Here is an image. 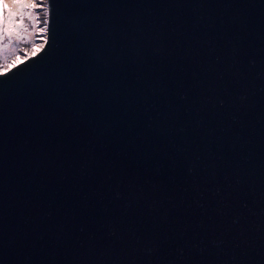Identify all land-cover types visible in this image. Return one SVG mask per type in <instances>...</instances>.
Wrapping results in <instances>:
<instances>
[{"label":"water","instance_id":"1","mask_svg":"<svg viewBox=\"0 0 264 264\" xmlns=\"http://www.w3.org/2000/svg\"><path fill=\"white\" fill-rule=\"evenodd\" d=\"M0 73V264H264V0H48Z\"/></svg>","mask_w":264,"mask_h":264},{"label":"rangeland","instance_id":"2","mask_svg":"<svg viewBox=\"0 0 264 264\" xmlns=\"http://www.w3.org/2000/svg\"><path fill=\"white\" fill-rule=\"evenodd\" d=\"M31 2L37 3L39 6L34 10L35 14L39 16L40 23L37 26V29L34 30L31 27V21L25 17V23L28 25L29 31L24 33V39H17L15 33L12 36V44L9 47L8 52L6 53L7 59L4 58L3 54H0V73L12 68V65L15 63V66L19 63L27 60L28 58L34 56L32 50L34 45L44 44V48L48 40V0H31ZM7 11L9 15L16 13L19 10L14 12L10 11V5L8 0H0V13ZM47 12V15L44 13ZM44 21H47V31L39 32L38 28L45 26ZM7 43V40H5ZM43 48V49H44ZM42 49V50H43ZM41 50H38V54ZM35 54V55H36Z\"/></svg>","mask_w":264,"mask_h":264},{"label":"snow or ice","instance_id":"3","mask_svg":"<svg viewBox=\"0 0 264 264\" xmlns=\"http://www.w3.org/2000/svg\"><path fill=\"white\" fill-rule=\"evenodd\" d=\"M19 7V11L9 15L7 11L0 13V54L7 59L6 53L12 44V36L15 33L17 39H24V33L29 31L28 25L25 23L27 17L32 23V29L36 30L40 23L39 16L35 14L34 10L39 6L31 0H14ZM47 15V12L44 13ZM45 26L38 28V31L43 33L47 31V21H44ZM7 40V43H5ZM44 44L34 45L32 54L35 55L38 50H42ZM15 67V63L12 65Z\"/></svg>","mask_w":264,"mask_h":264},{"label":"bare ground","instance_id":"4","mask_svg":"<svg viewBox=\"0 0 264 264\" xmlns=\"http://www.w3.org/2000/svg\"><path fill=\"white\" fill-rule=\"evenodd\" d=\"M10 5V11L14 12L16 10H19V7L16 3H14V0H8Z\"/></svg>","mask_w":264,"mask_h":264}]
</instances>
